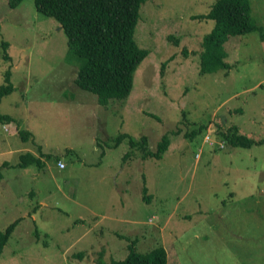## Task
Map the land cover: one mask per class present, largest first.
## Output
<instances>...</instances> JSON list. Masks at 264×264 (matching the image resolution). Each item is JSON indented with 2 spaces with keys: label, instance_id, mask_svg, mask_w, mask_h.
Listing matches in <instances>:
<instances>
[{
  "label": "rangeland",
  "instance_id": "374dc122",
  "mask_svg": "<svg viewBox=\"0 0 264 264\" xmlns=\"http://www.w3.org/2000/svg\"><path fill=\"white\" fill-rule=\"evenodd\" d=\"M249 1L264 31V0ZM214 2L143 0L133 39L147 54L128 95L103 105L74 84L81 59L55 18L34 0H0V86H12L0 114L16 119L0 122V231L18 219L0 264H109L129 247H162L165 264H264V145L219 136L236 126L264 138V36H230L229 68L200 74L213 19L191 15ZM119 133L152 151L163 134L169 143L143 159L126 139L113 146ZM27 151L43 154L41 168L14 166Z\"/></svg>",
  "mask_w": 264,
  "mask_h": 264
},
{
  "label": "trees",
  "instance_id": "16d2710c",
  "mask_svg": "<svg viewBox=\"0 0 264 264\" xmlns=\"http://www.w3.org/2000/svg\"><path fill=\"white\" fill-rule=\"evenodd\" d=\"M6 1L10 8H15L22 0ZM142 2L143 0H34V6L39 13L55 18L59 23L66 36L67 52L81 59L75 71L74 84L95 94L100 104L106 105L110 99H123L128 95L132 73L147 54V50L137 47L133 39V29ZM249 7V0H215L206 13L191 15V18L213 19L211 29L202 39L200 74L209 73L217 67L229 68V64L224 60L226 52L223 45L230 36L253 29H258L259 36H264L261 27L252 23ZM168 36L174 44L177 43L174 36ZM7 45L6 41L2 42L4 50ZM9 77L10 72L7 70L5 80L9 81ZM11 91L12 86L9 83L0 86V101ZM15 120L13 115L0 114V122L6 129L8 122ZM16 127L18 128V124ZM18 133L23 141L28 140L30 136L29 130L18 128ZM219 136L230 147L249 148L253 144L264 145V138L260 140L247 138L238 133L236 126H231L227 130L219 129ZM123 139L127 140L129 150H139L143 159L161 158L169 143L166 134H163L152 151L147 148L144 136L134 140L125 133H119L113 146H118ZM129 150L122 156L123 160L130 157ZM42 156V153L36 155L28 151L20 153L14 166L26 167L35 164L41 168ZM144 191L142 188L143 198ZM17 222L18 219L8 224L4 231H0V253ZM165 262V251L162 247H155L144 253L136 252L129 247L123 259L110 260L109 264H165Z\"/></svg>",
  "mask_w": 264,
  "mask_h": 264
},
{
  "label": "built area",
  "instance_id": "2783aa9c",
  "mask_svg": "<svg viewBox=\"0 0 264 264\" xmlns=\"http://www.w3.org/2000/svg\"><path fill=\"white\" fill-rule=\"evenodd\" d=\"M57 165H58L59 167H62V163H60V162H58Z\"/></svg>",
  "mask_w": 264,
  "mask_h": 264
},
{
  "label": "crops",
  "instance_id": "0c3cea01",
  "mask_svg": "<svg viewBox=\"0 0 264 264\" xmlns=\"http://www.w3.org/2000/svg\"><path fill=\"white\" fill-rule=\"evenodd\" d=\"M4 114H8V113H4Z\"/></svg>",
  "mask_w": 264,
  "mask_h": 264
}]
</instances>
